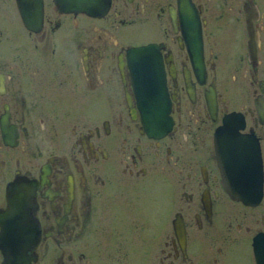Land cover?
<instances>
[{
	"label": "flooded vegetation",
	"instance_id": "af4514ba",
	"mask_svg": "<svg viewBox=\"0 0 264 264\" xmlns=\"http://www.w3.org/2000/svg\"><path fill=\"white\" fill-rule=\"evenodd\" d=\"M77 12L0 0V264H264V0Z\"/></svg>",
	"mask_w": 264,
	"mask_h": 264
},
{
	"label": "water",
	"instance_id": "95a60500",
	"mask_svg": "<svg viewBox=\"0 0 264 264\" xmlns=\"http://www.w3.org/2000/svg\"><path fill=\"white\" fill-rule=\"evenodd\" d=\"M57 3L64 7L65 10L73 11H85L92 15L99 16L106 12L109 0H56ZM148 46H140L134 48L135 52H141L146 50ZM148 50V49H147ZM156 121L165 119L164 115L152 116ZM234 115L229 114L224 118L223 124L217 129L215 133L216 148L218 151V157L221 168L225 177V185L231 190V194L237 195L239 198L246 200V194L243 191H237L231 184L237 183L238 187H248L254 194H256L260 188V162L258 159L251 158L245 161L244 156L240 153V145L231 142V130L230 126L234 120ZM168 125V124H167ZM247 185V186H246ZM16 227L13 225L11 232L14 234ZM13 237V236H12ZM12 239L11 250L15 251L17 243ZM11 259L6 260L7 264H22L21 258L23 256H9ZM28 264V263H27Z\"/></svg>",
	"mask_w": 264,
	"mask_h": 264
},
{
	"label": "bare ground",
	"instance_id": "6f19581e",
	"mask_svg": "<svg viewBox=\"0 0 264 264\" xmlns=\"http://www.w3.org/2000/svg\"><path fill=\"white\" fill-rule=\"evenodd\" d=\"M33 5V4H32ZM22 12V11H21ZM64 12V11H63ZM77 12V11H76ZM78 13V12H77ZM86 13V12H85ZM35 14V13H34ZM90 14V13H89ZM26 21V20H25ZM33 21V20H32ZM194 21V20H193ZM195 25V24H194ZM192 26V25H191ZM194 27V26H193ZM193 45H195V44H193ZM197 45V44H196ZM194 52H195V50H194ZM149 55V54H148ZM144 62V61H143ZM160 62V61H159ZM162 64V63H161ZM154 67V66H153ZM143 70V69H142ZM137 71V70H136ZM135 71V72H136ZM145 74V73H144ZM151 76V75H150ZM138 77V76H137ZM163 81V80H162ZM165 81V80H164ZM166 82V81H165ZM162 107V106H161ZM171 107V106H170ZM164 110V109H163ZM149 123V122H148ZM153 123V122H152ZM147 130V129H146ZM234 135V134H233ZM247 138V137H246ZM245 141V140H244ZM251 150V149H250ZM260 152V151H259ZM261 163V162H260ZM231 194V193H230ZM23 216V215H22ZM1 217V216H0ZM15 217V216H14ZM23 228V227H22ZM24 230V229H23ZM21 232V231H20ZM25 233V232H24ZM7 239V238H6ZM18 250V249H17Z\"/></svg>",
	"mask_w": 264,
	"mask_h": 264
},
{
	"label": "rangeland",
	"instance_id": "374dc122",
	"mask_svg": "<svg viewBox=\"0 0 264 264\" xmlns=\"http://www.w3.org/2000/svg\"><path fill=\"white\" fill-rule=\"evenodd\" d=\"M142 36H143L142 33L134 32V37L135 38L141 39Z\"/></svg>",
	"mask_w": 264,
	"mask_h": 264
}]
</instances>
